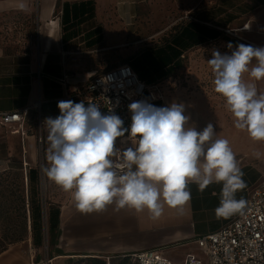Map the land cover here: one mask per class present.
I'll return each mask as SVG.
<instances>
[{
    "label": "crops",
    "instance_id": "1",
    "mask_svg": "<svg viewBox=\"0 0 264 264\" xmlns=\"http://www.w3.org/2000/svg\"><path fill=\"white\" fill-rule=\"evenodd\" d=\"M144 1L26 0L27 8L19 10V0H0V21L7 23L6 27L0 25V112L29 109L26 127L30 131L25 138L6 126L21 139L29 171L37 139L30 114L37 112V126L38 114L43 120L59 116V101L80 102L77 97L67 96L75 86L88 81L91 74L122 64L119 43L123 37H134L137 6ZM161 91L163 99L151 101L148 96L147 102L157 107L183 103L185 115L190 116L188 126L197 131L210 123L199 105L182 92ZM43 128L47 141V129ZM215 138H219L216 133ZM236 159L246 183L236 198H243L247 204L252 190L264 179L263 171L243 164L240 156ZM188 188L191 199L183 209L165 203L157 219H152L147 209L139 213L128 208L117 210L115 204L101 212L81 213L69 193L65 201L48 210V221L52 213L49 227L56 230L55 252L44 260L40 244L34 246L30 237L1 252L0 264H46L50 259L51 264H64L70 256L119 257L150 248H161L178 262L167 254L169 243L185 248L184 256L195 252L197 237L219 230L240 214L228 218L215 215L222 183L210 184L203 192L195 183L190 182Z\"/></svg>",
    "mask_w": 264,
    "mask_h": 264
},
{
    "label": "clouds",
    "instance_id": "2",
    "mask_svg": "<svg viewBox=\"0 0 264 264\" xmlns=\"http://www.w3.org/2000/svg\"><path fill=\"white\" fill-rule=\"evenodd\" d=\"M17 7L25 10L26 0H19ZM227 47L232 49V43ZM207 62L214 91L225 98L235 128L264 141V93L243 79L245 73L253 81L264 79V47L241 43L230 55L214 50ZM57 106L60 115L46 118L42 125L48 133L47 166L42 171L71 194L81 213L101 212L115 204L117 210L147 209L157 219L165 203L183 209L191 199L190 182L201 192L222 183L218 218L245 209L246 201L236 198L246 187L244 173L229 141L215 138L212 123L202 131L189 127L183 103L157 107L145 100L132 102L127 128L115 113L102 114L97 103L62 100ZM118 138L123 148L116 146ZM118 155L121 165L113 160Z\"/></svg>",
    "mask_w": 264,
    "mask_h": 264
},
{
    "label": "rangeland",
    "instance_id": "3",
    "mask_svg": "<svg viewBox=\"0 0 264 264\" xmlns=\"http://www.w3.org/2000/svg\"><path fill=\"white\" fill-rule=\"evenodd\" d=\"M191 21L218 29L222 34L186 48L179 65L168 68V76L160 79L158 85L164 93L182 92L195 101L201 113L214 125L219 139H227L234 154L243 158V164L260 167L264 176V141H254L246 131L235 128L225 98L214 91V76L207 62L212 58L214 50L230 55L236 45L241 43L264 47V0H145L137 6L134 37H123V41L119 43V62L126 63L145 50L152 49L156 52L165 47ZM0 25L6 27L7 23L0 21ZM247 25L250 29L246 30L244 28ZM228 43H232V49L227 47ZM123 49L124 52L121 51ZM139 70L144 74L151 73V69L144 63ZM243 79L245 82L255 83L258 92L264 93V79L253 81L248 73L244 74ZM143 97L140 101H148L147 94ZM35 117L37 112H32L30 123L36 128L37 137L40 128ZM44 133L43 128V140L36 139L34 144L32 182L27 187L22 169V141L11 133L9 127L0 126V250L29 241L33 237V245L40 244L46 260L49 254L55 252L56 244V230H50L48 210L53 204L65 201L69 193L50 181L42 171L47 166L48 149ZM116 146L123 148L120 144ZM255 153H260V157L257 158ZM113 160L115 164L122 163L120 155ZM31 194L36 198L40 209V216L36 217L34 227L33 223L30 227L28 209L31 205L27 202ZM18 234H22L23 239L13 238ZM166 251L179 262L185 257L187 250L169 243ZM198 253L199 257L204 258L203 253Z\"/></svg>",
    "mask_w": 264,
    "mask_h": 264
},
{
    "label": "built area",
    "instance_id": "4",
    "mask_svg": "<svg viewBox=\"0 0 264 264\" xmlns=\"http://www.w3.org/2000/svg\"><path fill=\"white\" fill-rule=\"evenodd\" d=\"M111 76V80L106 77ZM148 94L151 101L163 99L158 83H148L129 63L119 64L104 72L89 75L88 81L75 86L67 96L77 97L80 102L97 103L102 114L115 113L124 121V127L131 123L128 105L139 101ZM29 109L13 112H0V126H9L12 132L25 138ZM43 118L40 115V128L37 139L43 140ZM127 135V134H126ZM117 142H120L119 138ZM26 153V150H25ZM29 162L23 159L24 180L28 187ZM28 202V199H27ZM197 251L189 252L183 260L175 262L161 248H150L119 257L113 256H70L64 264H264V179L255 187L245 209L231 222L219 230L195 239ZM204 255L199 257L198 253ZM52 259L47 263H52Z\"/></svg>",
    "mask_w": 264,
    "mask_h": 264
},
{
    "label": "trees",
    "instance_id": "5",
    "mask_svg": "<svg viewBox=\"0 0 264 264\" xmlns=\"http://www.w3.org/2000/svg\"><path fill=\"white\" fill-rule=\"evenodd\" d=\"M221 34L222 31L218 29L209 28L207 25L197 21H191L179 33L174 35L173 39H171L169 44H167L165 47L160 48L156 52L152 49L145 50L126 63H129L140 75V77L146 80L148 83H159L160 79L168 76V68H171L176 64L179 65V60L186 48L195 44H199L205 39L217 38ZM142 63L151 69L150 74H144L140 72L139 67ZM29 182L30 184L32 182V169L29 171ZM35 200L36 198L33 194H31L28 200V205H31V208L28 209L31 227L32 223L34 227L36 217L40 216L39 204ZM51 216L52 213L50 214V223ZM51 229H53L52 225L50 226V230ZM14 237L20 240L23 239L22 234L15 235L13 238ZM4 250H6V248L0 250V253Z\"/></svg>",
    "mask_w": 264,
    "mask_h": 264
},
{
    "label": "bare ground",
    "instance_id": "6",
    "mask_svg": "<svg viewBox=\"0 0 264 264\" xmlns=\"http://www.w3.org/2000/svg\"><path fill=\"white\" fill-rule=\"evenodd\" d=\"M244 29H246V30H247V29H250V26H249V25H247V26H246Z\"/></svg>",
    "mask_w": 264,
    "mask_h": 264
}]
</instances>
